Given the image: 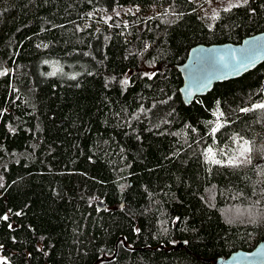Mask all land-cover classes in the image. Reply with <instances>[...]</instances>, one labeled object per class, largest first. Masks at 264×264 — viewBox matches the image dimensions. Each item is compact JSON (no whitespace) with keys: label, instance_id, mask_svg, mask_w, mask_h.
<instances>
[{"label":"trees","instance_id":"obj_1","mask_svg":"<svg viewBox=\"0 0 264 264\" xmlns=\"http://www.w3.org/2000/svg\"><path fill=\"white\" fill-rule=\"evenodd\" d=\"M205 7L0 0V264H214L264 241V64L190 107L178 70L263 33L264 0Z\"/></svg>","mask_w":264,"mask_h":264},{"label":"water","instance_id":"obj_2","mask_svg":"<svg viewBox=\"0 0 264 264\" xmlns=\"http://www.w3.org/2000/svg\"><path fill=\"white\" fill-rule=\"evenodd\" d=\"M264 64V32L238 44L197 45L179 67L181 97L187 107L206 97L216 85L237 80ZM123 206V204H122ZM214 264H264V241L252 251H237Z\"/></svg>","mask_w":264,"mask_h":264},{"label":"rangeland","instance_id":"obj_3","mask_svg":"<svg viewBox=\"0 0 264 264\" xmlns=\"http://www.w3.org/2000/svg\"><path fill=\"white\" fill-rule=\"evenodd\" d=\"M198 1L201 4L203 3L205 4L206 15H208L209 17H213L217 15L218 12L222 9H230L232 7L239 6L247 2L248 0H198ZM156 72H157L156 69L147 68L145 66L142 67V74H144L145 76L153 77L156 74ZM132 74H133L132 72H128L125 75L123 79L124 85L129 84ZM229 160L233 162V158ZM2 187H3V182L0 179V194H1ZM2 261H4V257H2L0 254V262Z\"/></svg>","mask_w":264,"mask_h":264},{"label":"snow or ice","instance_id":"obj_4","mask_svg":"<svg viewBox=\"0 0 264 264\" xmlns=\"http://www.w3.org/2000/svg\"><path fill=\"white\" fill-rule=\"evenodd\" d=\"M246 151H247V149H246ZM215 163H220V161H215ZM230 163H233L232 161H230Z\"/></svg>","mask_w":264,"mask_h":264}]
</instances>
